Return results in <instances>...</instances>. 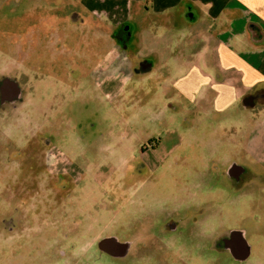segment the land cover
<instances>
[{"label":"rangeland","instance_id":"374dc122","mask_svg":"<svg viewBox=\"0 0 264 264\" xmlns=\"http://www.w3.org/2000/svg\"><path fill=\"white\" fill-rule=\"evenodd\" d=\"M169 12L174 20L179 17L175 9ZM154 15L158 14L148 13L145 2L132 5L127 22L133 21L140 29V35H136L130 23L134 37L131 43L137 50L140 46L148 52L147 39L153 37L148 33L165 30L153 27L157 20L152 18ZM182 25V20H177L164 36H154L155 47L165 44L166 49H171L186 32L177 31ZM117 28L118 23L105 13L97 15L86 9L83 0H0V71L18 80L25 76L26 65L27 70H32L26 75V83L34 85L38 63V71L44 76L41 82L38 80L37 90L35 85L28 88L24 101L8 105L14 110H0V264H264V185L261 181H232L221 175L212 182V188L204 180L207 178H197L200 188L193 186L192 191L202 204L192 207L202 211L203 217L213 215L210 202L219 208V238L229 237L238 229L246 231L250 253L244 261H236L230 249L220 244L216 259L204 255L203 259L169 261L157 255L132 258V247L126 258H114L98 246L101 239L109 236L120 241H130L135 234L145 236L147 230H133L131 221H144L142 226L147 227L148 214L158 218L164 199L177 206L179 190L185 184L189 189L195 180L188 176L201 172L203 165L213 160L209 158L213 152L214 159L222 163L227 161L226 152L232 161H244L253 170H261L253 157L259 155V150L262 153L256 144L259 150L250 151V158L244 149L222 147L219 143L217 149L211 145L212 140L225 138L224 129H214L207 122L192 124L190 118L199 121V117L189 110L182 112L174 102L181 94L175 85L176 77L170 74L164 78L171 68H161L165 75H154L148 59L149 63L141 68L138 63L146 57L138 59L134 49L125 51L119 47L121 43L113 36ZM65 34L70 35L69 44L80 48L73 64L68 62L69 53L58 47L62 41L64 44ZM103 45L105 61L100 68L96 62ZM60 54L66 55L62 57L69 64L64 69L66 79L60 78L56 85L53 73L64 68L57 62ZM84 63L95 68L86 77L81 76L80 65ZM10 86L15 89L13 84ZM39 89L41 103L44 100L47 104L43 115L46 138L53 140V146L59 144L74 161L70 167L73 187L79 186L78 178L89 187L88 194L74 197L75 204L93 208L100 203L102 216L91 212L78 217L84 222L77 223V212L70 206L72 194L55 198L48 185L36 193L23 184L33 180L31 172L40 168L36 156L46 155V147L36 141ZM186 120L191 122L189 126ZM239 144L247 146L249 142L242 139ZM54 152L48 150L49 155L54 156ZM14 155H27L29 160L20 162ZM48 178L45 174L41 180L46 182ZM56 203L57 212L52 210ZM18 209L21 220L17 219L14 228L7 231L3 219L10 211L17 217Z\"/></svg>","mask_w":264,"mask_h":264},{"label":"crops","instance_id":"0c3cea01","mask_svg":"<svg viewBox=\"0 0 264 264\" xmlns=\"http://www.w3.org/2000/svg\"><path fill=\"white\" fill-rule=\"evenodd\" d=\"M136 2H145L148 13L158 14L152 17L157 19L153 27L165 29L149 35L164 36L177 20L183 23L177 31L186 32L171 49L165 44L155 47L150 37L148 52L134 46L135 56L146 57L154 75H160L161 68H171L167 75L163 72L164 78L176 77L181 94L173 101L182 112L189 110L199 117V121L190 118L192 124L207 122L214 129H224L225 138L212 140L211 145L244 149L248 158L253 149H262L253 157L261 164L256 171L264 172V0H83L86 9L105 13L119 28L132 22L133 31L140 35L138 25L127 22ZM172 9L179 13L175 20L169 12ZM242 139L249 145H240ZM210 156L216 157L214 152ZM224 156L227 161L232 159L226 152Z\"/></svg>","mask_w":264,"mask_h":264},{"label":"flooded vegetation","instance_id":"af4514ba","mask_svg":"<svg viewBox=\"0 0 264 264\" xmlns=\"http://www.w3.org/2000/svg\"><path fill=\"white\" fill-rule=\"evenodd\" d=\"M130 23L123 24L119 29L115 30L113 33V36L121 43L119 47H124L125 49L133 48L135 44L131 43V40L133 37L131 36V25ZM128 27L126 28V26ZM28 33V32H27ZM26 33V34H27ZM40 35L36 37L37 41L40 42ZM69 34H65V36H62L64 39V44L62 41V46L58 44V47H63V50L68 52V62L74 63L75 56L78 55V52H80V48H78L74 44H69ZM61 37V36H60ZM132 37V38H131ZM68 40V41H67ZM101 46H99L100 48ZM100 48V53H98V60L96 62V66L102 68V63L105 61V48L106 46L103 45ZM98 48V49H99ZM82 51V50H81ZM83 52V51H82ZM66 56L64 54H60L58 57L57 62H61L64 68H62L60 71H56L53 73L54 79L53 81L56 83V81H59L60 78L66 79L65 73L66 71L64 69L67 68V64H69L64 57ZM65 60H63L62 58ZM84 58V56H83ZM138 61V60H136ZM139 61L138 64H140V67L142 68L144 65H146L147 60H142V63ZM67 63V64H66ZM137 66L133 63V66ZM83 69V72L81 70V76L86 77L85 74L90 73L91 71H94L95 68H88L87 64H81L80 65ZM36 71L33 75L34 85H31L26 83L27 77L29 71H32L30 68L27 70V66L24 65V74L25 76L19 77L18 80L14 79V77L8 75L7 73H4L3 71H0V110L6 111V110H14L15 107H11L8 105H13L12 103H15L16 101H24L26 98V95L28 93V88L33 87L35 90H37L36 84H38V80L40 82L42 81V78L44 76H41V70H39V64L35 66ZM89 71V72H88ZM72 77L74 76L72 71ZM36 78V81H35ZM85 81V80H84ZM10 84H13L15 89L12 90V87ZM57 85V83H56ZM16 86L18 88H16ZM58 90V89H57ZM38 95V99L41 96V91ZM57 94V91L55 92ZM53 93V95L55 96ZM52 97V95H50ZM37 99V100H38ZM36 103V102H35ZM37 106V116H38V124H37V140L40 141L41 144H43L46 147V150L44 151L46 155H40L36 156V158L39 160V170H35L34 172H31L34 175V179L30 182H23V184H27V186L30 187V189H34V192L40 193L41 186L46 187L49 186L50 192L54 197L61 196H73L72 197V204H70L71 208H74L76 210L75 216L82 217L85 214L90 215L91 212L97 214L99 216H102V206L100 203L96 204L91 208H87L85 204L81 203L80 205L75 204V196H78L80 194H88L89 193V187L87 184H85L84 179L78 178L79 186L77 188L73 187L74 181L73 178H71V169L74 161H70L69 157L65 155L64 149L59 148V144L57 146L51 145L52 139H47L46 135L44 134V123H43V115L46 110L47 104H44V100L41 103V99L38 100V103H36ZM60 108L57 110L59 111ZM55 110V112H58ZM61 144V143H60ZM43 146V147H44ZM43 147L41 148V153L43 152ZM155 149V148H154ZM48 150L55 151L54 156L49 155ZM18 152V151H17ZM21 151H19L20 153ZM17 155H14V159H18L20 162L22 160H29L26 157L27 155H21L19 157H16ZM55 158V161L53 159ZM182 158V157H180ZM212 158L213 160L209 159ZM208 159V163L204 164L202 167L201 172L196 171L195 174L188 176L190 179H195L191 185V187L188 189L186 187V184L184 187L179 190V193L177 195L179 204L175 206L174 204H170L166 199L163 201V205L161 206L160 216L158 218H154L153 215L148 214V217L146 219L147 227L142 226L144 225V221L141 220H133L132 223V229L133 230H139L140 229H146L147 234L145 236H142L141 234L139 236L133 235L130 241H121L123 243H127L128 250L121 252L120 255H112L105 251V253L110 254L111 256H114V258L123 259L126 258L129 255V249L132 247L131 256L132 258H139V257H147L151 258L152 255H157L158 259L169 261L175 260V259H181V258H201L204 255L209 256L212 259H216L218 252V246L220 244V247L222 248H229L231 256L236 261H244L249 255V247L246 240V231L244 229H238L235 231L231 236L229 237H221L219 238V224L222 222L220 219L217 218V212L219 211V208L214 206L212 202L208 204V207L210 209H213V215L207 214L205 217L202 215V211H199L198 209H194L192 206H199L202 204V200L199 201L196 198L195 192H193V186L199 187L201 185V182L197 179L199 177H204L208 183H211L208 185V187L212 188L214 187L212 182H216L218 177L225 176L226 178L231 179L232 181H243V183H250L261 181L260 184L264 185V172H258L256 170H253L249 164L243 163L242 161L235 162L229 160V161H221L215 160L214 156H210ZM224 164V165H222ZM220 165L223 166L220 170ZM23 174L27 172H22ZM51 173V174H50ZM49 175V178L46 182H43L41 179L43 178V175ZM221 175V176H219ZM29 183V185H28ZM258 183V182H257ZM181 187V186H180ZM17 187H14V189ZM200 188V187H199ZM8 192L10 193L11 188H7ZM223 190V189H221ZM215 191L219 192V188H215ZM189 192V193H188ZM193 192V193H192ZM189 195H188V194ZM169 198V197H168ZM87 200V198H85ZM177 202V203H178ZM56 204H54L53 209L55 211H58V205L56 209ZM219 205V204H218ZM192 207V208H189ZM17 217L14 215L12 216L11 211L7 213L6 217H4V228L7 231H11L12 228H14L15 223L18 220H21V217L19 216L20 210L18 209ZM12 217V219H9V217ZM104 217V216H103ZM9 219V221H8ZM74 222V220H72ZM76 221H79L77 223H83V221H80V218L76 219ZM12 224V225H10ZM156 224V225H154ZM120 241V240H119ZM99 246V242H98ZM100 247V246H99ZM104 251V250H103ZM51 253H55V249L51 248ZM209 259V258H208Z\"/></svg>","mask_w":264,"mask_h":264},{"label":"water","instance_id":"95a60500","mask_svg":"<svg viewBox=\"0 0 264 264\" xmlns=\"http://www.w3.org/2000/svg\"><path fill=\"white\" fill-rule=\"evenodd\" d=\"M128 25L126 26V28ZM99 246L102 250L116 256L120 255V251H126L127 243H123L115 236H109L99 241Z\"/></svg>","mask_w":264,"mask_h":264}]
</instances>
